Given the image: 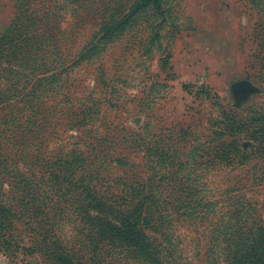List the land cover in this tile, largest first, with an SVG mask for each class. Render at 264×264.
Masks as SVG:
<instances>
[{"label":"trees","instance_id":"obj_1","mask_svg":"<svg viewBox=\"0 0 264 264\" xmlns=\"http://www.w3.org/2000/svg\"><path fill=\"white\" fill-rule=\"evenodd\" d=\"M38 32L20 11L0 34V249L35 264H264V201L208 182L214 168L259 161L250 180L264 189V104L246 116L217 106L193 145L190 126L105 130L100 102L64 90L71 65ZM69 218L71 237L60 229ZM184 226L204 229L191 259Z\"/></svg>","mask_w":264,"mask_h":264},{"label":"rangeland","instance_id":"obj_2","mask_svg":"<svg viewBox=\"0 0 264 264\" xmlns=\"http://www.w3.org/2000/svg\"><path fill=\"white\" fill-rule=\"evenodd\" d=\"M20 11L33 14L38 34L53 39L71 65V86L61 82L64 90L100 102L102 129L138 132L147 126L154 134L190 126L185 142L193 145L217 106L246 116L264 104V0H0V34ZM250 146L241 137V152ZM134 158L143 172L141 156ZM261 167L251 161L214 168L208 171L210 188L215 194L244 187L245 197L261 205L264 189L250 180ZM23 230L18 244L29 247ZM203 231L181 229L189 259L192 247L201 248ZM36 262L0 249V264Z\"/></svg>","mask_w":264,"mask_h":264},{"label":"clouds","instance_id":"obj_3","mask_svg":"<svg viewBox=\"0 0 264 264\" xmlns=\"http://www.w3.org/2000/svg\"><path fill=\"white\" fill-rule=\"evenodd\" d=\"M76 227L77 225L75 221L71 218L62 221L60 225L61 232L69 237H71L74 234Z\"/></svg>","mask_w":264,"mask_h":264}]
</instances>
